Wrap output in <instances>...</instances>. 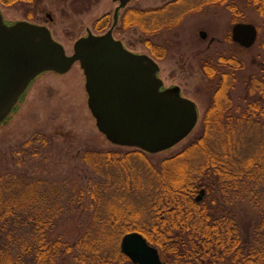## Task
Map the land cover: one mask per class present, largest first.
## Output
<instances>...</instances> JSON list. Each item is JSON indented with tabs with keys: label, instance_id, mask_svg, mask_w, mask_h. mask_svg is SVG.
Returning a JSON list of instances; mask_svg holds the SVG:
<instances>
[{
	"label": "trees",
	"instance_id": "1",
	"mask_svg": "<svg viewBox=\"0 0 264 264\" xmlns=\"http://www.w3.org/2000/svg\"><path fill=\"white\" fill-rule=\"evenodd\" d=\"M185 1L127 8L115 34L136 29L145 35L149 53L164 58L167 47L151 37L178 25ZM93 2L72 0L70 5L86 9ZM35 3L0 0L7 8L26 7L30 21L35 12L28 7ZM247 4L264 16V0ZM110 23L104 14L93 27L104 32ZM207 74L213 95L198 131L158 162L138 148L88 149L82 160L95 175L86 189L46 190L39 178L25 181L0 170V264H133L120 250L121 237L130 231L140 232L166 264H264V209L249 221L237 212L243 202L264 196V100L246 98L244 108L231 107L228 69ZM258 89L264 95V81ZM37 137L48 141L43 133L31 140ZM83 209L90 220L81 236L70 242L54 234L65 212Z\"/></svg>",
	"mask_w": 264,
	"mask_h": 264
},
{
	"label": "rangeland",
	"instance_id": "2",
	"mask_svg": "<svg viewBox=\"0 0 264 264\" xmlns=\"http://www.w3.org/2000/svg\"><path fill=\"white\" fill-rule=\"evenodd\" d=\"M71 1L36 0L33 8L28 7V10L35 12L31 22L47 26L67 54L72 53L74 41L86 35L87 29L97 33L93 27L95 20L104 14H109L111 20L117 5L114 0H95L89 8L83 9L84 5L72 8ZM166 1L131 0L128 6L144 8L158 6ZM228 4L234 5L235 9L231 10L226 5L208 8V13L197 12L184 17L176 28L151 37L155 43L165 45L168 50L164 58L157 59L160 66L158 75L164 87L180 86L184 95L196 102L199 113L193 132L173 148L153 154L154 162L181 150L201 125L213 95V85H207L199 67V61L206 56L215 58L218 53H236L240 68L225 69H228L232 78L231 86L227 89L231 107L244 108L251 99L260 102L264 100V95L258 89V83L264 81V16L249 6L247 0H229ZM0 9L7 23L28 20L25 18L26 7L7 8L0 5ZM233 17L250 22L258 28L257 40L252 47L240 50L229 40ZM200 30L207 32L206 40L199 38ZM118 37L133 52H149L143 45L145 35L136 29L122 32ZM211 37L215 41L206 49ZM84 81L82 69L75 62L64 74L44 72L30 83L16 110L0 124V170H11L25 181L39 178L46 190L59 186L62 189V185L66 188L75 186L76 189H86L89 179L95 175L94 168L82 160L86 150L130 149L110 143L97 129L87 106ZM37 133H43L47 143L41 142L38 137L31 140L33 134ZM5 172L9 177L8 172ZM258 199L243 202L237 211L238 217L244 221L258 217L264 209V196L260 195ZM85 204L87 206V202ZM88 214L89 210L86 212L85 209L65 212L54 234L70 242L74 241L86 230L90 220Z\"/></svg>",
	"mask_w": 264,
	"mask_h": 264
},
{
	"label": "water",
	"instance_id": "3",
	"mask_svg": "<svg viewBox=\"0 0 264 264\" xmlns=\"http://www.w3.org/2000/svg\"><path fill=\"white\" fill-rule=\"evenodd\" d=\"M104 33L77 38L73 51L54 39L49 28L28 20L4 21L0 9V124L16 110L30 83L40 74H64L75 62L84 75L87 106L97 129L118 146L138 148L150 154L171 149L195 128L199 113L194 101L181 95L178 85L164 87L160 67L148 54L127 49L114 38L119 9ZM51 20V16L47 14ZM205 37V33H200ZM254 24L237 22L233 41L245 48L257 40ZM120 250L133 264H166L158 249L137 231L125 233Z\"/></svg>",
	"mask_w": 264,
	"mask_h": 264
},
{
	"label": "flooded vegetation",
	"instance_id": "4",
	"mask_svg": "<svg viewBox=\"0 0 264 264\" xmlns=\"http://www.w3.org/2000/svg\"><path fill=\"white\" fill-rule=\"evenodd\" d=\"M131 1V0H130ZM129 1V2H130ZM168 1H170V0H168ZM168 1H166V2H168ZM228 1L229 0H186L185 2H183L182 3V5H181V9H182V13H183V17H182V19L180 20V22L178 23V25L181 23V21L184 19V17H187V16H189V15H193V14H195V13H197V14H201V13H208V11H207V9L208 8H217V7H220V6H223V5H226V7H229V5L230 4H228ZM115 2H117V1H115ZM128 2V3H129ZM166 2H164V3H166ZM128 3L126 4V6L125 7H123V8H120L119 9V13H118V21H117V24L113 27V36H114V38H116V39H119V40H121V42L123 43V45L125 46V44H124V42L122 41V39H120L118 36L119 35H116L115 34V29L116 28H118L119 27V25H120V22H121V16H122V14H123V12L127 9V8H130V7H133V6H128ZM163 3V4H164ZM163 4H161V5H163ZM117 5H118V2H117ZM117 5H116V7H117ZM232 5V4H231ZM158 6H160V5H158ZM115 7V8H116ZM149 7H156V6H149ZM115 8H114V10H115ZM144 8H148V7H144ZM230 8V7H229ZM113 13H114V11H113ZM203 14V15H204ZM232 21H233V23H232V27L234 26V24H236L237 22H239V21H236V20H233V18H232ZM242 22H245V21H242ZM248 23H250V22H248ZM112 24H113V14H112V17H111V23H110V26L104 31V32H106L111 26H112ZM177 25V26H178ZM176 26V27H177ZM175 27V28H176ZM232 27H231V29H232ZM132 29V28H131ZM128 30H130V29H128ZM128 30H126V31H128ZM125 31V32H126ZM138 31V30H137ZM258 31V30H257ZM104 32H98V33H96V34H101V33H104ZM201 32H204L205 33V37H202L201 36ZM199 38H201L202 40H206L207 39V32L206 31H204V30H200L199 31ZM230 39V41L232 42V44H235L237 47H238V49H240V50H244V49H248V48H245V47H243V46H241L240 44H238V43H236L235 41H233V39H232V37H231V33H230V37H229ZM215 41V38L214 37H211L210 38V40H209V44H207V46H206V49H209L210 47H211V44L213 43ZM253 46V45H252ZM251 46V47H252ZM126 47V46H125ZM127 48V47H126ZM250 48V47H249ZM127 49H129V48H127ZM130 50V49H129ZM232 54H230V55H221V53H218L216 56H215V58L214 57H207L206 56V58L205 59H201L200 61H199V67H200V69H201V71H202V73H203V75H204V77H205V79L207 80V85H209V86H211V85H213V82L211 81V79L208 77V74H207V71L208 70H211V71H213V69L214 70H217L218 72H220V70L221 69H226V68H230L231 70H236V69H238V68H240V63H239V60L237 59V56H236V53L235 52H231ZM145 54H148L149 56H151L157 63H158V61H157V59H155L149 52L148 53H145ZM222 59H228V62L226 63V64H220V60H222ZM160 67V66H159ZM206 69H208V70H206ZM207 74V75H206ZM180 87V86H179ZM180 90H181V87H180ZM181 95L182 96H184V97H186L185 95H184V93L182 92V90H181ZM188 98V97H187ZM190 99V98H189ZM192 100V99H191ZM192 101H194V100H192ZM195 102V101H194ZM195 104H196V102H195ZM197 106V105H196ZM198 110V109H197Z\"/></svg>",
	"mask_w": 264,
	"mask_h": 264
}]
</instances>
